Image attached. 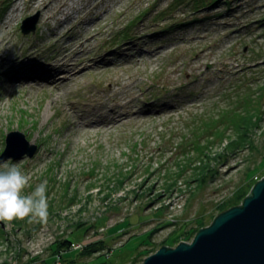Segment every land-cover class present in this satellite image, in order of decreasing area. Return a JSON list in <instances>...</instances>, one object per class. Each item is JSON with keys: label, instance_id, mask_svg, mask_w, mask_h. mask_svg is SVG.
<instances>
[{"label": "rangeland", "instance_id": "1", "mask_svg": "<svg viewBox=\"0 0 264 264\" xmlns=\"http://www.w3.org/2000/svg\"><path fill=\"white\" fill-rule=\"evenodd\" d=\"M49 1L64 6L0 0L1 58L31 52L23 69L56 76L84 66L57 87L12 83L17 65L0 76V155L23 133L36 153L4 162L30 177L23 194L47 181L48 198L44 222L0 221V264H141L264 176V0ZM75 37L63 71L56 54ZM87 111L106 112L99 127L83 129Z\"/></svg>", "mask_w": 264, "mask_h": 264}, {"label": "water", "instance_id": "2", "mask_svg": "<svg viewBox=\"0 0 264 264\" xmlns=\"http://www.w3.org/2000/svg\"><path fill=\"white\" fill-rule=\"evenodd\" d=\"M38 15L21 23V32L36 31ZM37 151L21 132L7 133L0 162ZM141 264H264V176L251 188L241 204L219 212L212 222L200 229L190 241L174 247L162 245Z\"/></svg>", "mask_w": 264, "mask_h": 264}, {"label": "bare ground", "instance_id": "3", "mask_svg": "<svg viewBox=\"0 0 264 264\" xmlns=\"http://www.w3.org/2000/svg\"><path fill=\"white\" fill-rule=\"evenodd\" d=\"M59 1V0H56ZM107 0H98V2L100 3H104ZM52 1L49 0H41V3H39L38 5V10L40 11H44L45 9L49 10L53 5L55 7V9L59 10L60 8L62 9L64 4L62 2H55L53 5L51 4ZM75 10V9H74ZM63 12V10H62ZM75 14H78V19L76 20V22H74V24L78 23L79 20H81V17H83L85 15L88 16L90 15L91 12V8L89 7H84V8H79L75 11ZM99 19V18H98ZM72 27V26H71ZM61 30V24H58L57 27L52 28L51 31V37H53V39H56V37H58V39L60 38L59 34L57 33L56 30ZM83 42L80 43L79 39L77 37L71 39V41H66L64 43V45L61 47L62 49L56 54V56H58V61L62 60V63L64 66H62L63 68L61 70L63 71H67L66 68H68V64L66 65L65 62H63V59H66V57L70 54H76V52H78V47L79 45H82ZM60 52V53H59ZM30 57H33V55L31 54V52L26 56V58L24 59V61L14 58V59H8V58H1L0 57V76L2 77L3 74V70L5 68H7L8 66H15L17 65L18 67H16V69H21L22 68V72L19 71V73L16 74L15 78H12L11 82L12 83H17V82H21V84L24 86L25 84H29L28 82L33 80V81H45L46 84L48 85V87H57L58 83H59V78L64 77L63 82L67 81V82H72L73 80H77L80 76H82L83 74V69L84 66H82V68H78L76 71L70 73L69 76H63V75H57V72L60 71V67H48V68H42L41 66L38 67V72L36 71V69L34 71H31L30 69L25 70L23 69V66L30 64L33 65V63H29V59ZM60 59V60H59ZM113 65V64H112ZM8 71V70H7ZM71 71V70H68ZM54 73V74H53ZM66 77V78H65ZM58 79L57 81H52L54 79ZM52 81V83L50 82ZM62 82V83H63ZM64 82V83H65ZM45 84V85H46ZM60 85V84H59ZM114 84H111V86H113ZM111 92V89H110ZM111 113H110V117H111V121L112 122H120L122 118H119L120 115H118L117 113H115L114 109H108ZM106 112L102 113L99 111H87V115L84 118L85 119V123L82 124V127L84 130L85 129H95L96 127H99V125H101V123L97 122V120L95 119V117H101V115H104ZM103 120V117H102ZM111 124V122L109 123ZM88 127V128H87ZM88 131V130H86Z\"/></svg>", "mask_w": 264, "mask_h": 264}, {"label": "clouds", "instance_id": "4", "mask_svg": "<svg viewBox=\"0 0 264 264\" xmlns=\"http://www.w3.org/2000/svg\"><path fill=\"white\" fill-rule=\"evenodd\" d=\"M30 177L18 164L0 162V221L28 219L44 222L48 216L47 181L38 184L31 194H23Z\"/></svg>", "mask_w": 264, "mask_h": 264}, {"label": "trees", "instance_id": "5", "mask_svg": "<svg viewBox=\"0 0 264 264\" xmlns=\"http://www.w3.org/2000/svg\"><path fill=\"white\" fill-rule=\"evenodd\" d=\"M217 1H219V0H213L212 3L213 2H217ZM125 38H127V37H124V39ZM220 158H225V157L224 156H221ZM215 174H216V171L214 172V171H210L209 170L208 173H207V175L204 177L203 182H206V177L207 176H209V175L210 176L211 175L215 176ZM247 193L248 192H246V193L239 192L235 196L231 197L229 200L219 202L216 205L217 210H218V213L219 212H222V211H225L228 208L233 207L235 205L241 204V201L247 196ZM201 221L200 220L198 221L197 226L196 227H193V230H191L190 232L188 231V235L185 238H183L185 241L189 240L192 237V235H195L197 233V231L200 229V227L202 228V227L207 226V224H205V223H203ZM72 240L73 239H70V238L69 239H66V240H61L57 244V246H58L57 248H60L61 252H63L64 250H69L70 248H72V243H73Z\"/></svg>", "mask_w": 264, "mask_h": 264}]
</instances>
